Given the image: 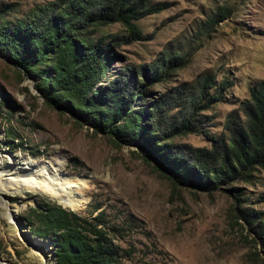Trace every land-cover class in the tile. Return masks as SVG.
<instances>
[{"label": "rangeland", "instance_id": "1", "mask_svg": "<svg viewBox=\"0 0 264 264\" xmlns=\"http://www.w3.org/2000/svg\"><path fill=\"white\" fill-rule=\"evenodd\" d=\"M51 1L0 0V9L6 10L0 26L7 22L14 27ZM153 2L162 3L165 9L137 21L151 38L124 45L119 50L123 59L114 60L113 69H119L122 61L150 63L167 50L188 54L189 63L154 92L191 84L199 74L208 72L215 73L218 81L229 78L233 85L226 99L205 111L214 115L210 131L220 134L229 113L244 118L240 102L264 79V0ZM220 6H228L230 16L212 31L204 30L203 22ZM121 31L124 26L113 23L99 33ZM10 54L0 47V152L14 154L18 162L24 157L25 162L36 159L42 166H54L63 175L56 180L87 182L82 198L89 196L84 208L75 211L40 193L30 191L25 198L15 194L11 201L21 206L22 218L36 205L33 199L57 203L81 216L105 209L108 222L121 226L114 238L124 250L120 264H264V238L251 233L237 217L236 201L228 192L174 186L135 146L121 144L96 132L90 122L50 106L36 90L38 76L18 67ZM172 141L211 146L202 134ZM235 186L247 199L243 206L264 211L263 168ZM26 200L29 202L24 204ZM0 231V264H40L2 215Z\"/></svg>", "mask_w": 264, "mask_h": 264}, {"label": "trees", "instance_id": "2", "mask_svg": "<svg viewBox=\"0 0 264 264\" xmlns=\"http://www.w3.org/2000/svg\"><path fill=\"white\" fill-rule=\"evenodd\" d=\"M164 9L153 0H53L14 27L1 25L0 47L10 50L18 67L38 76L35 87L50 106L135 146L176 187L228 192L237 217L264 238V211L243 206L247 199L235 186L264 169V79L240 102L244 118L229 113L222 132L214 134L209 129L214 115L205 111L226 99L233 85L229 78L218 81L208 72L191 84L154 92L189 63L188 54L167 50L150 63L121 60L113 69L114 60L123 59L124 45L151 38L137 21ZM5 11L0 9V17ZM230 14L228 6H220L202 28L212 31ZM113 23L124 31L99 33ZM191 133L206 136L211 146L172 141ZM106 217L105 209L81 216L39 200L24 220L33 235H50L56 242L55 264H120L124 250L114 238L121 226Z\"/></svg>", "mask_w": 264, "mask_h": 264}, {"label": "bare ground", "instance_id": "3", "mask_svg": "<svg viewBox=\"0 0 264 264\" xmlns=\"http://www.w3.org/2000/svg\"><path fill=\"white\" fill-rule=\"evenodd\" d=\"M21 160L20 163L12 154L0 152V215L7 219L16 234L31 248V254L40 264H52L51 249L36 235L32 237L24 224L17 219L22 208L13 203L11 197L20 194L25 198L31 191L50 196L64 207L80 211L89 198H82L88 184L56 180L57 175H63L53 169L54 166H42L36 159L25 162L24 157H21ZM28 202L26 200L24 204Z\"/></svg>", "mask_w": 264, "mask_h": 264}, {"label": "water", "instance_id": "4", "mask_svg": "<svg viewBox=\"0 0 264 264\" xmlns=\"http://www.w3.org/2000/svg\"><path fill=\"white\" fill-rule=\"evenodd\" d=\"M37 90V89H36ZM1 93V92H0ZM1 97V95H0ZM14 155V154H13ZM33 203L37 204L36 199H33ZM60 204V203H59ZM18 217V218H17ZM16 218L22 222V224H24V226L28 229V232L30 233V235L33 237V234L31 233V228L30 226L25 222L24 218L21 217V215L19 214ZM38 239H40L49 249L52 250V256H53V263L55 264V258H56V249H57V245L54 244V241L52 239V237L50 235L48 236H38L36 235ZM7 263L11 264L9 261H6Z\"/></svg>", "mask_w": 264, "mask_h": 264}]
</instances>
